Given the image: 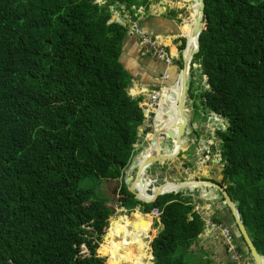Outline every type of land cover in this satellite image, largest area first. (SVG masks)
<instances>
[{
    "label": "trees",
    "instance_id": "trees-1",
    "mask_svg": "<svg viewBox=\"0 0 264 264\" xmlns=\"http://www.w3.org/2000/svg\"><path fill=\"white\" fill-rule=\"evenodd\" d=\"M148 4L0 0V264H105L95 251L112 209L79 187L91 177L119 181L114 193L127 213L159 212L155 225L162 227L150 242L154 264H187L204 224L191 195L169 193L144 204L123 179L140 133L151 128L144 126L142 95L129 93L131 76L119 60L127 27L113 12L132 16ZM193 65L206 87L195 85ZM186 97L195 100L192 120L201 110L225 121L214 132L218 184L264 256V0H205ZM142 217L149 226L150 216ZM115 227L123 229L114 221L109 232ZM108 234L110 246L100 251L107 264H136V244Z\"/></svg>",
    "mask_w": 264,
    "mask_h": 264
},
{
    "label": "crops",
    "instance_id": "crops-1",
    "mask_svg": "<svg viewBox=\"0 0 264 264\" xmlns=\"http://www.w3.org/2000/svg\"><path fill=\"white\" fill-rule=\"evenodd\" d=\"M184 1L190 4L186 10L183 9L185 5L178 0H149L146 9L139 7L132 16L128 11L118 10L115 12V19L123 22L127 27V36L124 39L119 60L122 67L131 76V87L134 90L132 91L135 92L134 96L142 95L143 97L142 103L145 106L144 115L146 117L152 113L151 108H146L150 95L157 92L160 86L168 88L173 86L182 60L190 51L192 19L195 17L196 6L192 7L193 0ZM133 24L138 25L143 32L156 39L169 55L171 59L170 66H164L151 55L146 54L142 49L139 37L131 31ZM166 89L162 91L163 97L165 96L164 92L167 93ZM146 112L148 113L145 114ZM204 134L213 135L210 129H207ZM221 167L218 168V172H215L214 180L204 179V181L219 182L221 180ZM206 174V171L203 170L201 176L205 177ZM189 176L192 175H188L187 179H189ZM191 197L192 201L195 202V209L201 210L200 214L204 219L199 240L191 247V252L202 251L204 255L207 253L210 264H225L224 258L227 257V251L219 231L211 228L210 218L214 219V216H217L225 226H231L232 228V216L221 198L212 202L202 198L199 199L198 194L196 196L191 195ZM209 205H211V208L208 209ZM161 227L162 224H159V228Z\"/></svg>",
    "mask_w": 264,
    "mask_h": 264
},
{
    "label": "water",
    "instance_id": "water-1",
    "mask_svg": "<svg viewBox=\"0 0 264 264\" xmlns=\"http://www.w3.org/2000/svg\"><path fill=\"white\" fill-rule=\"evenodd\" d=\"M105 1L106 0H98L99 3H104ZM197 3L196 15L192 19L193 28L190 51L182 60L175 83L172 87H167L166 89V100H162L163 92H160L158 101L155 103V108L151 113L152 115H148V117L151 118L150 125L152 130L150 133H146L145 142L149 140V144L145 148L144 155L141 156L138 165H136L134 174L126 177V185L128 183L127 190L133 195L134 199L144 204L154 203L158 197L174 193L179 189H187L190 195L196 192L199 199L202 198L206 201L214 202L215 200L221 198L232 216L233 225L232 228L231 226H228V228L233 234L236 244H238L245 255H248V261L251 264H264V256L260 255L256 251L240 218L235 202L230 198L224 187L212 181H168L165 179V175L149 172V169L153 165L176 159L180 153L184 152L183 146L189 138V128L187 127L188 119L186 117V111L183 108L186 99L188 69L191 58L199 52L200 36L203 31L205 17V0H197ZM110 10L112 11V8H110ZM114 13L115 12H113V14ZM115 17L116 14L113 15V20L118 23V21L115 20ZM172 88L175 89L173 90ZM158 112L160 113V118L162 119V121L159 122L155 119ZM147 113L148 112L145 114ZM208 123L210 124L211 129L215 131L224 129L225 121L218 115L210 113ZM140 131H142V128H140ZM162 142L168 143L167 152L165 151L166 149L163 150ZM149 150L150 154H148ZM217 159L220 160L219 154H217ZM171 179H175V177L171 176ZM145 183L148 185L142 192L138 189V186L145 185ZM166 184H175L178 186V189L171 192L161 191V187ZM114 211L115 209L112 208V213H114ZM137 213H140L139 208ZM95 252L96 254L100 253L99 250H96ZM149 254L151 259H153L151 249ZM152 264L154 263L152 262Z\"/></svg>",
    "mask_w": 264,
    "mask_h": 264
},
{
    "label": "rangeland",
    "instance_id": "rangeland-1",
    "mask_svg": "<svg viewBox=\"0 0 264 264\" xmlns=\"http://www.w3.org/2000/svg\"><path fill=\"white\" fill-rule=\"evenodd\" d=\"M98 1V0H96ZM180 3H183L184 6V10H186L189 7V2L184 1L183 0H178ZM198 3L197 0H193L192 1V7L196 6L197 7ZM192 70H193V79H195V81H198L200 86H205V77L201 76L200 74V70L198 66H192ZM162 88H167L165 86H162ZM132 87L129 88V93L133 94L135 92L132 91ZM187 110V109H186ZM149 116H151L152 114H148ZM151 118L150 117H146L145 115V121H144V126H149L151 128ZM152 130V128H151ZM151 130L148 132L150 133ZM212 131V133H214V131L212 129H210ZM140 140L142 143H139V145H136V151L134 156L131 159V162L129 164V166L127 167V169L124 171V175H123V179H124V183H126V177L128 176H132L136 170V165H138V162L141 159V156L144 155L145 152V148L147 147V144L149 142V140H147V142H145V136L143 137L142 132L140 133ZM213 145L211 146L210 150H213V153H211V156H216L218 154V148H219V143L217 142L216 139L212 140ZM143 144V148L142 145ZM209 145H211L209 143ZM183 148H185L183 146ZM140 149V150H139ZM166 149L165 151L167 152L168 149V144H165L163 147V150ZM197 153L199 151V149H196ZM189 153H192V151L186 152L185 156H187ZM202 153V152H201ZM199 153L198 158H202L203 157V153L201 154ZM196 154V152H195ZM181 155V153H180ZM183 155V154H182ZM215 159V158H214ZM180 159L177 158L169 161V162H165V167H168L169 169L174 165V164H180L182 163L181 161H179ZM200 160L197 161L196 167H199L200 165ZM203 162H206V159L203 160ZM164 164V163H162ZM221 163L219 165L220 168ZM215 171L218 172V168H215ZM171 176L175 177V174H165V179H167L168 181H178L177 179H171ZM183 178H185V175H182ZM180 180V179H179ZM183 181V180H182ZM120 183L119 181H112V180H99L96 179L95 177H91V178H86L83 179L79 182V187L80 188H91L94 192H96V195L99 196V198L103 201H105L106 205L108 207H110L111 209L114 208L115 211L114 213H112L111 217H110V225L109 228L107 229V233L112 229V224L115 221L116 225H123V229L120 230V228L115 227V229L111 232V238L112 237H116L118 238V243H122L125 240V245L131 244V243H135L138 249V256L135 260L136 264H144V263H148V264H152V259L150 257V242L152 240V238L155 236V234L157 233L158 229H159V224L155 225V222H157L159 219L158 217H155L151 214V212L148 214L150 216L151 219V224L148 226L145 224V219H144V225L146 227H144L142 225V215L141 214H133V213H137L138 212V208H136V210H134L133 212H129L127 213V211H125L122 208L121 202L118 200L119 199V195H116L114 193V189L119 186ZM128 185V183H127ZM186 192L188 193L187 189H179L177 191H175L174 193L177 192ZM197 193H192V196H196ZM137 211V212H135ZM143 214V213H142ZM146 215V214H143ZM133 218V220L131 221L130 219ZM142 232H147L146 237L144 238V242H140V234ZM107 233L103 238V241H101L98 250L101 251L103 247L105 246H110V241L107 238ZM221 236V235H220ZM110 238V237H109ZM222 247V246H220ZM223 249V247H222ZM96 255H99L100 257L105 259V264L108 263L109 257L107 255H104L103 253H98ZM208 254L206 253L204 255V253H202V251L199 252H190L187 255L186 261L187 264H207L210 263V261L207 259L208 258ZM248 258V257H247Z\"/></svg>",
    "mask_w": 264,
    "mask_h": 264
},
{
    "label": "flooded vegetation",
    "instance_id": "flooded-vegetation-1",
    "mask_svg": "<svg viewBox=\"0 0 264 264\" xmlns=\"http://www.w3.org/2000/svg\"><path fill=\"white\" fill-rule=\"evenodd\" d=\"M195 85L198 86L200 84L197 81ZM192 103H195V100H189L186 97L183 108L186 111V117L188 119L187 127L189 128V133H188L189 138L186 140V143L184 144V147H185L184 152L181 153V155L179 154L178 156V158L180 159L179 161H181L182 163L174 164L170 169L168 167H165V163L156 164V165H153L149 169L150 173H159L162 175H165L167 173L175 174V179L177 180L180 179V181L182 180L204 181V179L206 180L215 179L214 177L215 172H216L215 168H219V165H220V160H218L216 156H211V153H213V150L212 149L210 150V148L213 145L212 140L215 139V136H214V133L213 135L204 134L206 133L207 129H211L210 124L208 123L210 113H204L201 110H198L197 112L199 113V118L192 120V116H193L192 115L193 109L191 106ZM204 117L206 118L203 119ZM209 143L211 145H209ZM165 144H168V143L162 142V148L164 147ZM196 149H199L198 153ZM189 151H192V153H189L187 156H185V153ZM201 152L203 153V157L200 159L198 158V156H199V153ZM205 159H206V162H203V160ZM199 160L201 161L200 165L199 167H196L197 161ZM162 167H165L166 169L164 171H161ZM203 170L206 171L207 173L205 177L201 176L203 173ZM182 175H185V178H183ZM188 175H192V176H189V179H187ZM224 263L232 264L228 258V255L226 258H224Z\"/></svg>",
    "mask_w": 264,
    "mask_h": 264
},
{
    "label": "built area",
    "instance_id": "built-area-1",
    "mask_svg": "<svg viewBox=\"0 0 264 264\" xmlns=\"http://www.w3.org/2000/svg\"><path fill=\"white\" fill-rule=\"evenodd\" d=\"M118 21V23L123 24V22L115 19ZM125 25V24H123ZM131 31L133 34L137 35L140 39L142 49L146 52V54L151 55L156 61L160 62L164 66H170L171 65V59L169 55L166 53V51L159 45V43L156 41V39L151 38L149 35H147L145 32L141 30V28L133 24L131 26ZM166 79V77H164ZM161 86L158 88V91L155 93H152L149 97V103L146 104V108H151L150 111H153L155 108V103L158 101V98L160 96V92L163 91ZM149 110V109H148ZM211 208V205L208 206V209ZM199 213H201L200 209H196ZM142 214V212H140ZM151 214L155 217L159 216V212L156 209H153L151 211ZM143 215V214H142ZM201 215V214H200ZM207 219V218H206ZM210 226L212 229H215L219 231L223 245L226 248L228 258L232 264H251L248 261V258L245 257L243 253H241L237 249V244L234 241L233 234L231 233L230 229L225 226L221 222L213 221L210 218Z\"/></svg>",
    "mask_w": 264,
    "mask_h": 264
},
{
    "label": "bare ground",
    "instance_id": "bare-ground-1",
    "mask_svg": "<svg viewBox=\"0 0 264 264\" xmlns=\"http://www.w3.org/2000/svg\"><path fill=\"white\" fill-rule=\"evenodd\" d=\"M196 10H197V7H196ZM113 15H115V13ZM195 15H196V11H195ZM192 28H193V25H192ZM190 40H192V36H191V39ZM164 95L165 96L162 98V100H166V98H167L165 92H164ZM155 119H156L157 122L162 121V119L160 118V113L159 112L156 115V118ZM148 154H150V150L148 151ZM147 185H148L147 183H145V185H139L138 186V189L143 192V189H145L147 187ZM176 189H178V186L175 185V184H166V185H164V186L161 187V191H163V192H171V191H174ZM111 236L112 235L109 232L108 237H111ZM145 264H148V263H145Z\"/></svg>",
    "mask_w": 264,
    "mask_h": 264
}]
</instances>
